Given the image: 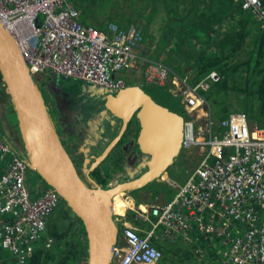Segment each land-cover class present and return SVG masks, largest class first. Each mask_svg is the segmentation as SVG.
Masks as SVG:
<instances>
[{
	"label": "built area",
	"instance_id": "obj_1",
	"mask_svg": "<svg viewBox=\"0 0 264 264\" xmlns=\"http://www.w3.org/2000/svg\"><path fill=\"white\" fill-rule=\"evenodd\" d=\"M234 1L264 26V0ZM0 21L34 76L43 78L49 69L117 91L126 86L118 72L143 64V81L165 88L183 108L181 149L196 153V164L168 203L138 205L126 197L122 213L112 210L120 238L110 264H156L162 257L154 244L159 226L160 238H206L214 249L209 259L208 250H197L201 264H264V126L237 111L214 128L201 91L219 79L216 71L190 83L161 61L133 51L142 41L135 25L122 29L110 22L106 30L87 25L74 0H0ZM28 168L0 136V250L13 264H25L60 201L51 188L30 196ZM126 209L133 211L130 219ZM139 223L149 226L144 230ZM46 242L52 244L49 237Z\"/></svg>",
	"mask_w": 264,
	"mask_h": 264
},
{
	"label": "trees",
	"instance_id": "obj_2",
	"mask_svg": "<svg viewBox=\"0 0 264 264\" xmlns=\"http://www.w3.org/2000/svg\"><path fill=\"white\" fill-rule=\"evenodd\" d=\"M120 1L121 11L115 6ZM74 3L83 23L101 30H106L110 22L122 29L136 25L145 41L153 39L154 16L163 13L162 25L157 27L159 39L158 42L150 43L149 56L159 60L163 51L169 52L170 56L183 60L184 69L187 63L192 62L193 72L187 77L190 83H196L213 70L219 74L216 82L201 91L209 103L214 128L220 120L237 111H245L250 123L264 126V26L251 13L250 15L248 11L241 9L234 0H74ZM173 37L177 40L170 47V39ZM161 62L178 73L164 61ZM47 77L41 79L48 81V86H53L52 80L49 81ZM1 84L0 75V108L9 101V95ZM54 86V91L59 89ZM93 112L95 111H87L86 117H90ZM86 122L82 124L85 131L88 130ZM112 131L111 125L104 129L107 134ZM115 134L109 136L104 143L92 147L89 153H101ZM125 135L124 133L116 145L122 138H126ZM126 141L128 142V138ZM132 141L134 142L133 139ZM71 142L77 141L71 138ZM89 142L90 140L85 141L83 146L89 145ZM134 148L136 150V146ZM128 150L136 161V151L132 148ZM19 152L24 153L22 150ZM110 154L109 152L106 157ZM92 160L89 156L86 162L89 164ZM196 161L192 162L193 167ZM97 170L98 167L94 171ZM34 173L40 177L36 171ZM98 181L102 183L101 180ZM154 183L160 184L157 181ZM151 185L157 189L154 184ZM132 193L138 194L137 191ZM142 202L140 196H137L136 204ZM55 209L56 207L51 212L53 217L47 223L46 233L33 243V251L25 264H85L87 240L81 221L77 219L79 222H75L76 217H73L63 200L58 210ZM132 214V210L126 213L127 217H132ZM146 225L149 226L148 223L143 224L145 227ZM46 237L52 240L51 245L46 246ZM181 241L180 238L174 241L160 238V241L154 242L162 251V257L156 264H201L197 250L200 247L208 250L204 258L209 259V252L214 249L206 238L195 236L190 243ZM11 262L9 255L0 250V264H13Z\"/></svg>",
	"mask_w": 264,
	"mask_h": 264
},
{
	"label": "water",
	"instance_id": "obj_3",
	"mask_svg": "<svg viewBox=\"0 0 264 264\" xmlns=\"http://www.w3.org/2000/svg\"><path fill=\"white\" fill-rule=\"evenodd\" d=\"M0 75L2 86L9 95L8 112L4 114L21 140L23 154L2 134L28 166L53 189L70 208L72 215L81 221L87 240L85 264H110L119 237V224L113 213V197L148 186L152 181L161 182L167 169L179 155L184 123L183 108L173 94L155 84L135 83L112 93L105 102L106 109L121 121L118 134L99 154L90 156V169L105 158L128 128L135 114L139 132L134 145L147 155L141 165H134L135 172L146 167L138 176L103 187L91 180L88 183L77 171L56 127L55 119L37 80L41 77L29 72L19 47L0 21ZM55 84H53L54 86ZM127 136V135H126ZM128 137L120 143L127 142ZM73 140L78 141L77 138ZM89 152V151H88ZM88 158V155H87ZM131 173L130 177H133ZM126 200L136 203L127 196Z\"/></svg>",
	"mask_w": 264,
	"mask_h": 264
},
{
	"label": "rangeland",
	"instance_id": "obj_4",
	"mask_svg": "<svg viewBox=\"0 0 264 264\" xmlns=\"http://www.w3.org/2000/svg\"><path fill=\"white\" fill-rule=\"evenodd\" d=\"M115 6L119 7V11L122 10V4L121 1L120 2H116ZM250 14V13H249ZM162 15V17H161ZM251 15V14H250ZM154 21L152 22V26L157 30L158 26L162 25V21H163V13L162 14H156L154 16ZM255 19V18H254ZM136 26V25H135ZM137 27V26H136ZM138 28V27H137ZM140 30V29H139ZM141 32V30H140ZM142 34V33H141ZM152 37L153 39L151 40V42H146L145 40L141 41L139 46L133 47V51H135L138 54H142L148 58H152L153 57L149 56L150 51H151V45L150 43H155L158 42L159 39V32L157 30V32H153L152 33ZM177 40V38L173 37L172 39H170V47H172L173 45H175V41ZM145 49H148L147 51H144ZM160 58L166 63L168 64L170 67H172L176 72H178L181 75H185V69L183 67V60L180 61L177 58H174L172 56H170L169 52H165L163 51L162 56H160ZM138 67H143V64H139ZM140 69V68H139ZM143 70V69H142ZM119 76L121 78H123V80L125 81L126 85H133L135 83H145L143 81V77L141 79L140 77V71L137 69H124V70H120L118 72ZM46 75L48 76V80H52L53 84H56V88L57 89V93L59 91H62L61 93V98H63V100H65V102H67V105L71 108H76V105L79 104L80 107L76 108L77 111H82V110H87V111H99L102 113H107L108 110H105L103 108L102 105V99L103 96L106 95V93L111 92L112 90L109 88H106L104 86H100V85H96L94 83H90V82H80L78 80H75L73 78L64 76V75H58L55 73H52L51 70L47 69L46 70ZM138 80V81H137ZM42 80H37L39 87L41 88L43 95L45 97L46 100V95H47V91L44 89V87L41 84ZM2 87V84H1ZM53 87V86H52ZM51 92L53 91V89H50ZM5 110V108H4ZM5 112H2V110L0 109V136H2L3 133H5L6 135L10 136V141L19 149V150H23L22 148V143L21 140L19 139V137H17V132L14 128L10 127V121L6 120V118L4 117ZM113 122L118 123L119 125V121L117 120V118L113 117ZM90 120L94 123H92V126L89 127L91 125V122H89V126H86L87 129H89L90 134H92L91 136H93V130L92 128H96L97 123L95 122H100L99 118L96 117L95 119H91ZM56 121V118H55ZM58 132L60 134V136L62 137L63 142L65 141L63 135L61 134V130L60 128L57 126V124H55ZM79 128H74L71 130V132L69 133V138H77L80 144H84V142L86 140H89V138H85L82 139V137L77 135V131ZM116 129L118 128H114L113 131L109 134L105 133L104 138H103V143L108 139L109 136H111L112 134L116 133L115 131H117ZM67 136V135H65ZM92 140V139H91ZM127 140V139H126ZM91 145H84L82 146L83 149L86 151V154H88V151L91 152L90 150H92V147H90ZM135 145L134 142H125V143H119L115 146V148L113 149V151L111 153H113L114 151L117 150V153L122 151V154L124 158V161L122 162L123 166L130 167L133 168L134 164L137 166L139 165V162L137 163L136 161L139 159H143V162L147 159V155L145 153H141L139 152L137 155V160L136 161H132L134 160L132 157V153H129L130 148L135 150ZM73 159L76 160V157L73 153H71ZM92 153H89V156H91ZM184 156L186 158H188L189 160H191L192 162H194L195 160L198 159V156L196 153H194L192 155V157H188L186 154H184ZM183 156V150H180L179 155L175 158L176 160V164L175 165H171L170 170H169V181L168 183H161V184H155L154 181L151 182L149 184V186L151 184H154L155 187L157 188L156 190L153 188V192L151 189H149L150 191L148 192V196H153L150 200L146 201L145 203H159V204H165L168 203L172 197L175 195V193L177 192V189L179 186H181L184 181L187 179L188 177V173L189 171V165L190 163L188 162V160ZM85 157V156H84ZM111 157V156H109ZM180 157V159H179ZM87 159V156L85 157ZM174 160V161H175ZM113 161V159H109L106 160L104 163V165H101V163H99V167L100 170L103 169H107L108 167H112L113 168V164L111 163ZM114 171H119V174H121L123 172V169L121 167H115ZM164 179H167L164 178ZM88 183H90V181L87 179L86 180ZM162 182V181H161ZM26 186L30 192V196L31 197H36L38 196L43 190L48 189L49 187L41 180L40 177H38L34 171L30 168H28L27 173H26ZM152 186V185H151ZM148 187V186H146ZM152 193V194H151ZM154 193V194H153ZM162 195V197L160 196ZM123 194L120 196L122 197ZM160 196V197H158ZM162 198V199H161ZM62 199L60 198V201L58 203V205L56 206L55 210H58L60 204H61ZM128 209L125 210V212ZM72 214V213H71ZM53 217V213H51V216L48 220V222H51ZM74 217V216H73ZM75 218V217H74ZM75 222H79L76 218ZM146 227H148V225H146ZM161 232H162V228L159 226L156 230V234L157 236H159L158 239H160L161 236ZM181 242H184L183 240ZM185 244V243H183ZM190 250V247H189Z\"/></svg>",
	"mask_w": 264,
	"mask_h": 264
},
{
	"label": "flooded vegetation",
	"instance_id": "obj_5",
	"mask_svg": "<svg viewBox=\"0 0 264 264\" xmlns=\"http://www.w3.org/2000/svg\"><path fill=\"white\" fill-rule=\"evenodd\" d=\"M40 80H42L41 84L44 87V89L47 91V95H46V101L47 102L46 103H48L49 107L51 108L52 116L54 118H56L55 123L60 128L61 134L63 135V137L65 139V141L63 142L64 146H65L66 150L68 151L69 155L71 156L78 173L84 179L87 180L90 177V179L92 181L96 182L98 185L106 187L109 185H114L118 182H122V181L131 179V178H128V176H130L131 173H133L134 177H136L135 175H139L138 172H140V171L143 172L144 170H146V167H142L141 170H138V172L136 173L134 171L135 168L130 169V167H127V165L123 166L122 162L124 161L125 157H123V155H121L122 151L117 153V150H116L113 153H111L115 147L112 149V151H110L111 154L109 156H111V157H105L100 162L101 163L100 167H101L102 165L105 164L104 162L106 160L113 159V161L111 162L114 165L113 168L108 167L105 170H103V169L100 170L99 165H97L94 168L90 169L91 162L93 160L88 164L86 162V158H85L89 154V152H88V154H86V151H84V150L78 151V149H76L77 146H74L72 144L71 138H69V136H68L69 133L71 132L72 129L79 128L77 131V135L82 137V139L89 138V140H90L89 143H90L91 147H96L100 143L101 144L103 143V138L105 135L104 129H106L107 126L111 125V128H113V129L118 128V129H116L117 131H115L116 132L115 136L118 134L119 129L121 127V121L119 119H117L119 121V125L116 122L114 123L113 119H112L113 116L109 111H107V113H102V112H100L101 109H99V111L97 110V111L93 112V114L90 116L91 119H95L96 117H98L100 120V122H95V123H97V125H96V128H92L93 136H91L92 134H90L89 129L85 131L84 126L82 125L83 122H85V121H87L86 123H88V124H89V122H91V125L90 126L88 125L89 127H91L92 123H94L90 120V117H86L87 116L86 115L87 110L84 109L81 112L77 111L76 108L80 107L79 104L76 105V108L69 107L67 105V102H65V100H63V98H61V96H60L62 91H59L57 93V91L53 90L51 92L50 89H52L53 87L51 85L48 86V81L46 82L43 79H40ZM112 93H115V91L112 90L111 92L106 93V95L103 96L102 105H103V108L105 110H107L105 107L106 99ZM128 126H129V130H127L125 132V134L128 136H126V135L125 136L128 137V142H132V139L135 140V138L137 137L138 132H139V124H138V120H137L135 114H133L131 116V118L127 124V128H128ZM65 135H67V136H65ZM75 150L78 151L76 154H75ZM134 151H136V153L134 155H138V153H139L138 149L136 148V150H134ZM71 153H73L75 155L76 160L73 159ZM184 154L185 153L183 152V156H184ZM186 155L188 157H192L193 154H186ZM88 157H89V155H88ZM179 159H180V157H179ZM186 159L190 163V165H189V171H190L193 168V164H192V161H190L188 158H186ZM132 161L134 162L135 160H132ZM136 162L137 163L139 162V164L141 165V163L143 162V159H140V157H139V159ZM175 164H176V160L173 162V165H175ZM97 167H98V170L94 171L97 169ZM115 167H121L123 169V172L121 174H119V171H114ZM170 168H169V170H170ZM169 170L167 171V174L162 178V182H159L160 184L161 183H168V181H169V179H168ZM166 177H167V179H164ZM91 180H89V181H91ZM98 180H101L102 183ZM149 189H151L153 192V188L151 187V185L150 186L148 185V187L144 186L138 190L137 189L133 190V191H137L138 194H134V193H132V191H130L128 193L124 192L122 198H126L129 195L132 198H134V200H135L137 196H140V198L143 200V202L145 200L148 201L153 197L152 195L148 196L150 194V193L148 194V192L150 191ZM160 196L162 197V195H160ZM160 196H158V197H160ZM154 242H157V239H155Z\"/></svg>",
	"mask_w": 264,
	"mask_h": 264
},
{
	"label": "crops",
	"instance_id": "obj_6",
	"mask_svg": "<svg viewBox=\"0 0 264 264\" xmlns=\"http://www.w3.org/2000/svg\"><path fill=\"white\" fill-rule=\"evenodd\" d=\"M154 32H157L155 29L153 30ZM143 41L145 40V39H142ZM149 40V39H148ZM146 42H151L150 40L149 41H147L146 40ZM148 49H145L144 51H147ZM163 54V53H162ZM160 56H162V55H160ZM157 59V58H156ZM159 60H161V61H163L161 58H159ZM185 65V64H184ZM140 68V69H139ZM132 69H137V70H139L140 71V77H141V79H142V77H143V71H142V69H143V67L141 68V67H137V68H132ZM193 70V64H192V62H189V64L187 63L186 65H185V72H186V74L185 75H181V74H179L180 76H183V77H190V75L192 74V71ZM138 81V80H137ZM139 83H141V82H139ZM9 110H8V107H6L5 108V110H4V112H8ZM54 118V117H53ZM55 119V118H54ZM88 140H86V142H87ZM72 144L74 145V146H77V148L76 149H78V151H82V150H84V149H82L83 147V145L82 144H80V143H78V142H72ZM78 151H76L75 150V154L78 152ZM85 151V150H84ZM115 199V198H114ZM114 202V201H113ZM115 210V209H114ZM132 216V215H131ZM131 217L129 216V219H130ZM130 222H132L131 220H130ZM139 225H141L140 223H139ZM141 227H142V229H144L145 230V226H143V225H141ZM119 238L120 237H118V240H119ZM180 238V240H183L185 243H190V242H187V241H185L184 239H182L181 237H178L177 239H179ZM157 241H160V239H158L157 238Z\"/></svg>",
	"mask_w": 264,
	"mask_h": 264
},
{
	"label": "bare ground",
	"instance_id": "obj_7",
	"mask_svg": "<svg viewBox=\"0 0 264 264\" xmlns=\"http://www.w3.org/2000/svg\"><path fill=\"white\" fill-rule=\"evenodd\" d=\"M123 193H118L113 197V209H115L114 211L116 212H120L122 213L126 207V200H124V198L120 197ZM115 198V199H114Z\"/></svg>",
	"mask_w": 264,
	"mask_h": 264
}]
</instances>
